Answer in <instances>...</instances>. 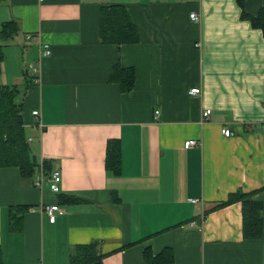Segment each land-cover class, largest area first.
Masks as SVG:
<instances>
[{
    "label": "crops",
    "instance_id": "obj_1",
    "mask_svg": "<svg viewBox=\"0 0 264 264\" xmlns=\"http://www.w3.org/2000/svg\"><path fill=\"white\" fill-rule=\"evenodd\" d=\"M107 4L125 7L138 42H100ZM240 14L236 0H0V25L19 24L1 81L19 90L38 166L61 173L54 193L0 167L3 264H68L73 246L92 241L107 253L103 264H145V247L170 248L172 264H264V36ZM115 63L134 69L128 92L109 81ZM109 139L120 144L117 174L105 167ZM188 139L200 144L184 148ZM237 189H260L257 239L243 237L240 202L214 208ZM55 203L64 211L51 222L42 206ZM9 206L27 208L18 231Z\"/></svg>",
    "mask_w": 264,
    "mask_h": 264
},
{
    "label": "trees",
    "instance_id": "obj_2",
    "mask_svg": "<svg viewBox=\"0 0 264 264\" xmlns=\"http://www.w3.org/2000/svg\"><path fill=\"white\" fill-rule=\"evenodd\" d=\"M241 7L240 17L250 22L253 28L260 29L264 36V5L256 13L249 14L244 10V0H236ZM99 40L103 44L126 45L138 42L139 34L127 10L122 4L102 5L98 11ZM19 30L17 20L4 21L0 25V167H17L24 178L33 179L39 163L33 156L26 138L21 115V105L16 102L19 90L1 81V63L4 58L3 48ZM135 72L132 67H123L115 63L110 72L109 81L118 85L122 92L130 91L134 86ZM46 171L47 162H42ZM105 167L114 174L120 171V144L117 139H109L106 144ZM262 189V188H261ZM260 189L244 191L237 189L230 192L225 200L217 202L214 208L240 202L242 211V233L245 239H257L262 233V201L254 195ZM67 203L77 202L74 196L61 195ZM26 206H9V229H21V216ZM18 214V215H17ZM116 250V249H115ZM112 250V251H115ZM107 253L100 250V242L92 241L73 246L69 253L68 264H103ZM145 264H172L174 255L170 248H164L153 254L150 247L142 253ZM0 248V264H3Z\"/></svg>",
    "mask_w": 264,
    "mask_h": 264
},
{
    "label": "built area",
    "instance_id": "obj_3",
    "mask_svg": "<svg viewBox=\"0 0 264 264\" xmlns=\"http://www.w3.org/2000/svg\"><path fill=\"white\" fill-rule=\"evenodd\" d=\"M190 19L193 21H198L199 20V14L196 11H192L190 13ZM41 56H49L51 53V50L49 48L48 44H41V49H40ZM32 72L34 74L37 73V68L32 67L31 68ZM34 78V77H33ZM189 93L192 95H198L200 93V88L199 87H194L189 90ZM211 111L210 109H205L202 111L201 114V121H207L209 118ZM32 114L36 117H38L39 112L38 110H34ZM155 115H158V111L155 110ZM222 134L225 136H230L232 134V131L228 127H223L221 130ZM29 141V140H28ZM200 144L199 140L196 139H188L184 142L183 146L184 148H190L192 146H198ZM61 182V173L59 168H54L53 170L49 172H45L42 170V168H38V170L35 172L34 177L32 179V184L38 188H42L44 185H47L49 190L51 192L57 193L59 192V185ZM191 202L195 203L197 202V199H190ZM43 211L47 214L49 220L51 222L54 221L55 216L57 213H61L64 211V209L57 203L55 204H47L42 206Z\"/></svg>",
    "mask_w": 264,
    "mask_h": 264
},
{
    "label": "rangeland",
    "instance_id": "obj_4",
    "mask_svg": "<svg viewBox=\"0 0 264 264\" xmlns=\"http://www.w3.org/2000/svg\"><path fill=\"white\" fill-rule=\"evenodd\" d=\"M18 99H19V96L16 97V101H17ZM38 168H40V167L38 166ZM40 169H41V168H40ZM37 170H38V169H37ZM37 170H36V171H37ZM42 170H44V169H42ZM44 186H45V185H44Z\"/></svg>",
    "mask_w": 264,
    "mask_h": 264
}]
</instances>
